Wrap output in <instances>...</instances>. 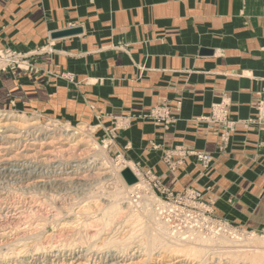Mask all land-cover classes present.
Segmentation results:
<instances>
[{
  "label": "rangeland",
  "instance_id": "obj_1",
  "mask_svg": "<svg viewBox=\"0 0 264 264\" xmlns=\"http://www.w3.org/2000/svg\"><path fill=\"white\" fill-rule=\"evenodd\" d=\"M247 12L253 26H264V0L252 1ZM74 17L45 0H0V264H59L71 248L81 249L87 264H109L112 253L130 264L175 255L173 262L264 264V224L248 227L220 213L224 177L215 164L240 128L264 126V74L246 72L257 82L249 117H234L229 91L220 94L218 86L221 100L192 118L194 129L219 138L218 152L147 140L132 156L134 143L123 142L132 123L152 119L167 140L194 88L151 84L152 72L138 59L124 66L147 36L131 44L118 37L124 24L94 28ZM80 21L92 36L50 37ZM125 89L148 101L172 95L157 104L133 97L131 105H116L127 98ZM123 109L139 116L118 114ZM125 167L138 183L127 185Z\"/></svg>",
  "mask_w": 264,
  "mask_h": 264
},
{
  "label": "crops",
  "instance_id": "obj_2",
  "mask_svg": "<svg viewBox=\"0 0 264 264\" xmlns=\"http://www.w3.org/2000/svg\"><path fill=\"white\" fill-rule=\"evenodd\" d=\"M252 1L253 4L262 3V0H45V4L46 7L60 4L62 10L68 11L74 18L81 20L82 17L93 22L94 28L107 21L110 30L119 29L118 26L124 24V31L118 35L121 41L134 44L141 35L143 38L147 36L150 42L137 49V55L125 56L126 65H123L127 67V63H130L131 66L133 60L138 59L150 71L149 74L152 72L151 84L182 82L194 88V98H186L183 116L168 132L167 140L152 119L139 117L142 120L132 123L130 130L123 134V142L134 143L130 154L135 156L142 154L140 149H145L147 140H155L159 144L185 141L190 148L218 152L219 138L213 132L194 129L192 118L200 116L214 102L220 101L222 88L229 91L230 100L234 103V117L247 118L254 112L251 107L252 91L257 88V82H253L246 72L249 69L256 72L255 75L264 74V26L250 23L254 17L248 14L247 9ZM58 24V21H54L52 27H58ZM75 27L82 28V32L55 40L78 36L87 39L92 36L89 33L91 26L87 23L80 21L69 28ZM59 30L63 29L52 30L50 37ZM163 32L166 34L163 35ZM203 49L212 50L213 53L203 54ZM248 56L253 57L254 65L248 61ZM128 83L129 79L126 85ZM218 86L219 96L216 95ZM125 90L127 98L124 100L120 97L123 101L116 105H127L133 97H143L144 101H148L145 93ZM182 92L188 96V92ZM171 95L168 93L166 97L150 98L153 100L148 103H161L171 99ZM123 110L118 114L139 116L134 109ZM152 156L148 158L155 159ZM217 160L215 164L222 165L224 177L219 182L223 189V198L217 203L220 213L248 227L262 226L264 126L240 128L232 136L226 153L220 154ZM218 171L216 168L215 173Z\"/></svg>",
  "mask_w": 264,
  "mask_h": 264
},
{
  "label": "bare ground",
  "instance_id": "obj_3",
  "mask_svg": "<svg viewBox=\"0 0 264 264\" xmlns=\"http://www.w3.org/2000/svg\"><path fill=\"white\" fill-rule=\"evenodd\" d=\"M74 164V163H73ZM72 166V165H71ZM76 166V165H75ZM71 168V167H70ZM67 169V168H66ZM45 174V173H44ZM76 175V174H75ZM40 180V179H39ZM1 181V180H0ZM70 183V182H69ZM38 184V183H37ZM80 212V211H79ZM120 219V218H119ZM103 220V219H102ZM95 221V220H94ZM65 224V223H64ZM106 224V223H105ZM75 226V225H74ZM79 226V225H78ZM85 226V225H84ZM123 226V225H122ZM67 227V226H66ZM107 228V227H106ZM66 231V230H65ZM173 234V233H172ZM88 235V234H87ZM65 236V235H64ZM81 236V235H80ZM85 236V235H84ZM91 237V236H90ZM92 238H93V236H92ZM109 238V237H108ZM72 239V238H71ZM80 240H81V237H80ZM112 240V239H111ZM71 241V240H70ZM69 241V242H70ZM76 241V240H75ZM86 241V240H85ZM92 241V240H91ZM110 241V240H109ZM108 241V242H109ZM60 242V241H59ZM66 242V241H65ZM64 241H63V243H65ZM73 242V241H72ZM82 241H80V243H81ZM89 242V241H88ZM112 242V241H111ZM62 243V244H63ZM105 243V242H104ZM39 244V243H38ZM77 244V243H76ZM88 244V243H87ZM115 244V243H114ZM122 244V243H121ZM101 244H99V246H100ZM136 245V244H135ZM55 246H56V244H55ZM64 246H65V244H64ZM87 246V245H86ZM141 246V245H140ZM103 247V246H102ZM129 247V246H128ZM142 247V246H141ZM118 248V247H117ZM138 248V247H137ZM140 248V247H139ZM223 248V247H222ZM229 248V247H228ZM249 248V247H248ZM20 249V248H19ZM45 249V248H44ZM72 250V256H70V257H67L65 260L66 261H64V262H62V263H59V264H87L86 262H85V259H84V254L82 253V250L81 249H73V248H71ZM100 249H102V248H100ZM132 249V248H131ZM224 249V248H223ZM243 249V248H242ZM254 249V248H253ZM262 249V248H261ZM21 250H23V249H21ZM20 250V251H21ZM85 250V249H84ZM105 250V249H104ZM141 250V249H140ZM256 250V249H255ZM17 251V250H16ZM33 251H34V249H33ZM115 251V250H114ZM235 251V250H234ZM12 252V251H11ZM116 252H117V250H116ZM137 250H134V252L132 253V255H133V257L135 258L136 256H137ZM16 253V252H15ZM44 253V252H43ZM142 253V252H141ZM146 253V252H145ZM17 254V253H16ZM120 254V253H119ZM131 254V253H130ZM162 254V253H161ZM58 255V254H57ZM63 255H64V253H63ZM96 255V254H95ZM156 255V254H155ZM188 255V254H187ZM9 256V255H8ZM98 256V255H97ZM121 256V255H120ZM162 256H163V254H162ZM161 256V257H162ZM176 256V255H175ZM170 256L171 258H172V260H174V259H177L178 258V256ZM211 256V255H210ZM225 256V255H224ZM99 257V256H98ZM132 257V256H131ZM212 257V256H211ZM215 257H217V256H215ZM219 257V256H218ZM226 257V256H225ZM254 257V256H253ZM260 257L262 258V259H264V254L263 255H260ZM43 258V257H42ZM146 258V257H145ZM166 258V257H165ZM25 259V258H24ZM94 259V258H93ZM167 259H169V258H167ZM218 259V258H217ZM105 260V259H104ZM108 260V262H109V264H130L131 263V261L129 262V263H127V262H125V260H123L122 259V256H121V258L119 257V255H117L116 253H112V254H110V256H109V258L107 259ZM131 260V259H130ZM172 260H169V262L168 261H166V260H164V257L163 258H159V259H157V261H153L154 262V264H176L177 262H185V264L186 263H190V264H201V262L200 261H194V258L189 262L186 258L184 259V258H179L176 262L174 261H172ZM210 261V260H209ZM219 261V260H218ZM217 261V263H212V264H222L221 262H218ZM44 262V261H43ZM42 262V263H43ZM104 262V261H103ZM135 262H137V261H135ZM152 262V263H153ZM216 262V261H215ZM242 262V261H241ZM5 263V262H4ZM96 263V262H95ZM94 263V264H95ZM98 263V262H97ZM107 263V262H106ZM132 263H134V261L132 262ZM211 263V262H210ZM28 264V263H27ZM93 264V263H92ZM134 264H137V263H134ZM148 264V263H147ZM182 264V263H181ZM184 264V263H183ZM227 264V263H226Z\"/></svg>",
  "mask_w": 264,
  "mask_h": 264
},
{
  "label": "water",
  "instance_id": "obj_4",
  "mask_svg": "<svg viewBox=\"0 0 264 264\" xmlns=\"http://www.w3.org/2000/svg\"><path fill=\"white\" fill-rule=\"evenodd\" d=\"M81 32H82V28H80V27L67 28V29L56 31V32L52 33L51 36H52V38L55 39V38L77 35V34H80ZM202 53L203 54H212L213 51L209 50V49H203ZM121 175H122L123 179L125 180V182L127 183V185H129V186L135 185L136 183L139 182L138 176L134 173V171L130 167H125L121 171Z\"/></svg>",
  "mask_w": 264,
  "mask_h": 264
}]
</instances>
